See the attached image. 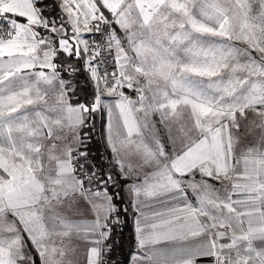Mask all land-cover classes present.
I'll list each match as a JSON object with an SVG mask.
<instances>
[{"label":"snow or ice","instance_id":"6c2138e0","mask_svg":"<svg viewBox=\"0 0 264 264\" xmlns=\"http://www.w3.org/2000/svg\"><path fill=\"white\" fill-rule=\"evenodd\" d=\"M0 264H264V0H0Z\"/></svg>","mask_w":264,"mask_h":264},{"label":"trees","instance_id":"16d2710c","mask_svg":"<svg viewBox=\"0 0 264 264\" xmlns=\"http://www.w3.org/2000/svg\"><path fill=\"white\" fill-rule=\"evenodd\" d=\"M98 126H99V122H98ZM100 138L97 137V140L93 142V144L91 145L92 151L94 154H96L98 157L100 154L104 153V146L102 142H99ZM130 224H131V220L129 219V227H126L124 230V236L126 238H130L131 236V232H130ZM129 250L128 247V243H127V239L125 241V245H124V251L125 253H127Z\"/></svg>","mask_w":264,"mask_h":264}]
</instances>
